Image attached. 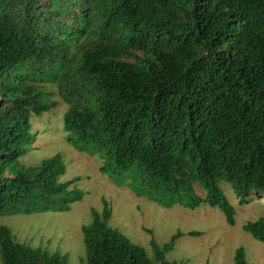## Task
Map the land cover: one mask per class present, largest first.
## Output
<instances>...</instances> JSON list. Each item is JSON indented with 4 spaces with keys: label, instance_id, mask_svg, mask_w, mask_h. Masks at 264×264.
<instances>
[{
    "label": "trees",
    "instance_id": "16d2710c",
    "mask_svg": "<svg viewBox=\"0 0 264 264\" xmlns=\"http://www.w3.org/2000/svg\"><path fill=\"white\" fill-rule=\"evenodd\" d=\"M49 85L67 104L68 143L95 144L185 207L207 201L233 224L221 181L264 196V0H0V215L81 196L75 178L59 179L60 153L19 162L32 116L57 105ZM102 204L81 226L87 264H184L165 258L182 232L162 245L152 236V259L109 225ZM243 229L264 241V216ZM0 261L67 264L68 255L1 224ZM234 261L248 264L242 247Z\"/></svg>",
    "mask_w": 264,
    "mask_h": 264
},
{
    "label": "rangeland",
    "instance_id": "374dc122",
    "mask_svg": "<svg viewBox=\"0 0 264 264\" xmlns=\"http://www.w3.org/2000/svg\"><path fill=\"white\" fill-rule=\"evenodd\" d=\"M48 90L57 105L41 116H32L31 141L19 162L33 165L60 153L65 172L59 179L75 178L70 187H75L81 196L61 209H42L37 205L27 213L1 214L0 225H6L17 241L67 253V264H87L81 226L91 221L92 208L102 210V198H105L112 211L109 225L118 228L131 242L143 246L152 259L151 237L162 245L180 231L183 234L165 253L167 260L184 264H235V250L242 247L248 264H264V241L243 229L247 221L264 216V196L237 195L227 181H221L223 193L234 208L233 224H228L224 213L207 201L187 208L166 192L163 182L141 176L139 170L135 176L114 166L95 144L68 143L69 133L63 128L67 104L54 85H49ZM193 187L199 196H204L197 183ZM190 231L198 233L191 235Z\"/></svg>",
    "mask_w": 264,
    "mask_h": 264
}]
</instances>
